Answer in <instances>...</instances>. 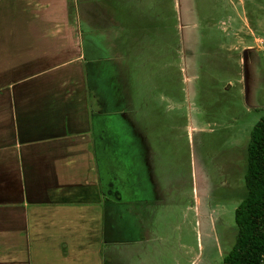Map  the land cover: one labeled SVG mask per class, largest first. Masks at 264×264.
Returning <instances> with one entry per match:
<instances>
[{
    "label": "rangeland",
    "instance_id": "rangeland-1",
    "mask_svg": "<svg viewBox=\"0 0 264 264\" xmlns=\"http://www.w3.org/2000/svg\"><path fill=\"white\" fill-rule=\"evenodd\" d=\"M124 11L135 53L106 98L121 109L109 179L126 203L108 264H224L264 118V0H126Z\"/></svg>",
    "mask_w": 264,
    "mask_h": 264
},
{
    "label": "crops",
    "instance_id": "crops-1",
    "mask_svg": "<svg viewBox=\"0 0 264 264\" xmlns=\"http://www.w3.org/2000/svg\"><path fill=\"white\" fill-rule=\"evenodd\" d=\"M125 2L0 0V264H108L122 243L106 83L135 53Z\"/></svg>",
    "mask_w": 264,
    "mask_h": 264
},
{
    "label": "trees",
    "instance_id": "trees-1",
    "mask_svg": "<svg viewBox=\"0 0 264 264\" xmlns=\"http://www.w3.org/2000/svg\"><path fill=\"white\" fill-rule=\"evenodd\" d=\"M247 162V193L236 210V243L224 264H264V118L252 132Z\"/></svg>",
    "mask_w": 264,
    "mask_h": 264
},
{
    "label": "flooded vegetation",
    "instance_id": "flooded-vegetation-1",
    "mask_svg": "<svg viewBox=\"0 0 264 264\" xmlns=\"http://www.w3.org/2000/svg\"><path fill=\"white\" fill-rule=\"evenodd\" d=\"M113 180H114V182L115 183H118V182H120V180H119V178H118V176H116V174L115 173H113ZM120 184V183H119ZM118 185V184H117Z\"/></svg>",
    "mask_w": 264,
    "mask_h": 264
}]
</instances>
